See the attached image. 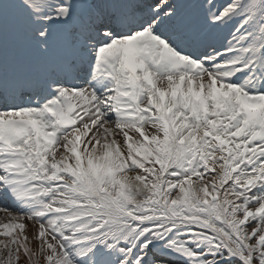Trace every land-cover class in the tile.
I'll use <instances>...</instances> for the list:
<instances>
[{"label": "snow or ice", "instance_id": "snow-or-ice-1", "mask_svg": "<svg viewBox=\"0 0 264 264\" xmlns=\"http://www.w3.org/2000/svg\"><path fill=\"white\" fill-rule=\"evenodd\" d=\"M0 264H264V0H0Z\"/></svg>", "mask_w": 264, "mask_h": 264}]
</instances>
